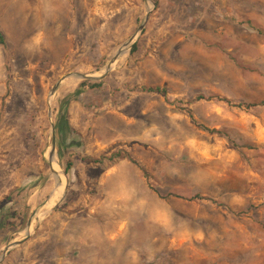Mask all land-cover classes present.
<instances>
[{"label": "rangeland", "instance_id": "rangeland-1", "mask_svg": "<svg viewBox=\"0 0 264 264\" xmlns=\"http://www.w3.org/2000/svg\"><path fill=\"white\" fill-rule=\"evenodd\" d=\"M156 3L0 0V264H264V0Z\"/></svg>", "mask_w": 264, "mask_h": 264}, {"label": "trees", "instance_id": "trees-1", "mask_svg": "<svg viewBox=\"0 0 264 264\" xmlns=\"http://www.w3.org/2000/svg\"><path fill=\"white\" fill-rule=\"evenodd\" d=\"M155 1V4L156 3V0ZM0 47L2 48L3 52H4V65H5V68H6V72L8 74V77H9V72H10V64H9V61L12 57L11 55V51L9 49V46H8V43H7V39H6V36L4 34V32L0 29ZM135 47H136V42L132 44L131 46V49L130 51L133 52L135 50ZM84 85V81H82L80 83V86H83ZM91 87H97L99 86L98 83H93L92 85H90ZM147 90L149 91H156V92H163L162 89H160L159 87H155V88H147ZM69 97L65 99L64 103H68L69 101ZM264 105V103H262ZM250 106V105H248ZM63 116H64V113H61L59 115V118H58V124L55 125V129L59 128V125H61V121H63ZM60 121V122H59ZM67 124L65 122V127L67 128ZM71 166L70 163H67L66 165V170L69 169V167ZM12 201L11 197H6L4 199L3 202L0 203V233H2L3 231H5L7 228L9 227H12V223L8 221V212H9V207L6 208V209H3L4 205L3 204H6L8 202Z\"/></svg>", "mask_w": 264, "mask_h": 264}, {"label": "water", "instance_id": "water-1", "mask_svg": "<svg viewBox=\"0 0 264 264\" xmlns=\"http://www.w3.org/2000/svg\"><path fill=\"white\" fill-rule=\"evenodd\" d=\"M146 19H147V16H146ZM143 28H144V24L142 23V24L139 26V31H142ZM120 53H121V52H120ZM120 53H118V54H120ZM116 56H117V55H116ZM114 60H115V58H114ZM114 60H113V61H114ZM110 68H111V64L108 65V66L104 69V72H107ZM70 76H73V77H75V78H77V79L99 78V77H94V76H90V75H87V74H82V73H78V72H72V73H67V74H65V75H64V76L58 81V83H59L62 79L66 78V77H70ZM58 83L54 85V87H53L52 90H51V93L54 92V90H55V88L57 87ZM54 151H55V144H54V138H53V139H52V145H51V148H50V150L48 151V160H49V163H50V158H51L52 154L54 153ZM50 171H51V170H50ZM52 192H53V189L50 191V193H49V197L51 196ZM49 197H48V199H49ZM29 229H30V223L28 224L27 231H26V236H25V237L28 236V234H29ZM20 242H21V241H14L13 243L9 244L8 248L13 247V246L19 244ZM2 258H3V255L0 256V260H1Z\"/></svg>", "mask_w": 264, "mask_h": 264}, {"label": "bare ground", "instance_id": "bare-ground-1", "mask_svg": "<svg viewBox=\"0 0 264 264\" xmlns=\"http://www.w3.org/2000/svg\"><path fill=\"white\" fill-rule=\"evenodd\" d=\"M125 53H126V50L123 51V54ZM50 160L56 165V168H57L58 163H57V156L55 152L52 154ZM53 178L56 180V183L54 182L55 184H54V189H53V194H54L53 198H55L62 194V192L65 189V186H64V182L62 181V174L60 172H56Z\"/></svg>", "mask_w": 264, "mask_h": 264}]
</instances>
